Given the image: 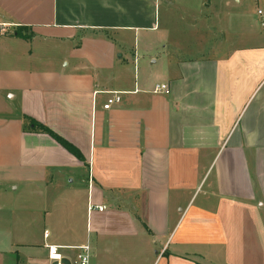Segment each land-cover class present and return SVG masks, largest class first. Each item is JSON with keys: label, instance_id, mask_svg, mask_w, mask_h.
I'll return each instance as SVG.
<instances>
[{"label": "crops", "instance_id": "0c3cea01", "mask_svg": "<svg viewBox=\"0 0 264 264\" xmlns=\"http://www.w3.org/2000/svg\"><path fill=\"white\" fill-rule=\"evenodd\" d=\"M175 1L0 0V264L86 243L90 264H264L263 0H233L205 15L213 25ZM172 15L202 34L249 24L255 44L217 57L165 46L159 68L116 57L126 34L165 41ZM84 33L105 39L73 41ZM110 92L121 101L105 109Z\"/></svg>", "mask_w": 264, "mask_h": 264}, {"label": "rangeland", "instance_id": "374dc122", "mask_svg": "<svg viewBox=\"0 0 264 264\" xmlns=\"http://www.w3.org/2000/svg\"><path fill=\"white\" fill-rule=\"evenodd\" d=\"M191 1V13L195 14L194 17L188 16L186 14V9L183 8V6L180 5L179 0L175 1V6L173 5L171 8V11H174L175 13H180L183 15V19H193L197 21H208V24L213 25L214 20L219 18H210L205 17L206 14H209L210 12L214 11H221V12H227L234 8V1L231 0L233 3L229 5L226 8L221 7L220 5L215 6V10L212 6L209 5L208 0L207 4L208 6H205L204 8L198 2V0H190ZM241 7L245 11L249 10H257V3L254 0H241ZM218 4V3H217ZM260 6L264 7V0L263 2H260ZM164 8H162V16L161 19L167 21L170 19L169 12L164 11ZM189 10V9H188ZM189 12V11H188ZM204 14V15H203ZM202 15V16H200ZM175 15L171 17V23L169 24V33H167V39L165 41H162L160 38V33L150 32V33H143L140 38L133 36V34H126L124 39V47L122 49H119V51L116 52V57H120L121 54L124 56L122 58H125L127 60L130 59L131 63H133V60L136 58L134 57V51L136 50V56L143 59V64L145 66L150 67L151 65H154L155 68H159L160 62L157 64L152 63V60L157 58L164 50L165 46L168 48V51L171 52L172 55H209L213 57L225 55L227 52L230 51V47H239V46H246V45H253L255 44L253 42L254 33L250 32L249 24H243L244 31L238 32L235 23H226V32H207V34H202L199 32H191L190 29H188L187 25L184 24H175L173 21H175ZM218 23V21H217ZM260 23H256L254 26V32L257 29L258 31L261 30ZM177 30H183V32H177ZM120 34L115 33H107V38L112 39L118 38ZM206 35V37H205ZM96 34L92 33H84V34H78L77 37L73 39L74 42L78 40H82L83 38H90V39H97ZM102 38L103 35L97 36ZM104 38V37H103ZM106 38V39H107ZM105 39V38H104ZM122 42V41H121ZM136 43V48H135ZM179 45V46H178ZM153 66V67H154ZM152 67V68H153ZM52 130V129H51ZM55 132V131H54ZM56 133V132H55ZM59 135V134H58ZM36 227V231H37ZM42 264H48L45 261H42Z\"/></svg>", "mask_w": 264, "mask_h": 264}, {"label": "built area", "instance_id": "2783aa9c", "mask_svg": "<svg viewBox=\"0 0 264 264\" xmlns=\"http://www.w3.org/2000/svg\"><path fill=\"white\" fill-rule=\"evenodd\" d=\"M257 16L261 27L264 28V9L259 8L257 10ZM166 85L157 84L154 91L160 92L166 89ZM121 101V95L119 92H110L106 103L105 109H110L114 104ZM99 210H103L104 207H98ZM48 236V233H45ZM48 260L49 264H90L92 249L89 243L81 245H55L48 244Z\"/></svg>", "mask_w": 264, "mask_h": 264}, {"label": "trees", "instance_id": "16d2710c", "mask_svg": "<svg viewBox=\"0 0 264 264\" xmlns=\"http://www.w3.org/2000/svg\"><path fill=\"white\" fill-rule=\"evenodd\" d=\"M17 35L21 38L24 39H31L32 35L24 34L23 33V28H18L17 29ZM30 131H35V132H43L49 134L51 137H53L57 142H59L63 147H65L67 150H69L71 153H73L75 156H77L79 159H83L82 154L80 151L70 142H68L66 139L55 133L53 130L48 128L47 126L39 123L35 119L30 118L29 119Z\"/></svg>", "mask_w": 264, "mask_h": 264}]
</instances>
